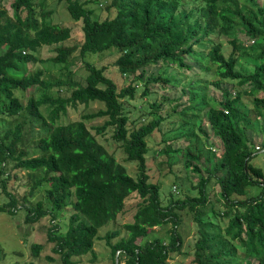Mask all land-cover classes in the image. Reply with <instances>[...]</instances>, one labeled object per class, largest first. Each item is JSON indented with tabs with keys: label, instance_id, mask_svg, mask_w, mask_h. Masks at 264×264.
Returning <instances> with one entry per match:
<instances>
[{
	"label": "trees",
	"instance_id": "obj_1",
	"mask_svg": "<svg viewBox=\"0 0 264 264\" xmlns=\"http://www.w3.org/2000/svg\"><path fill=\"white\" fill-rule=\"evenodd\" d=\"M11 1L10 16L4 5L6 0H0V122L4 117L15 119L26 111L44 135L34 145L38 154L32 156L18 149L23 144L24 123H17L0 134V173L7 168L26 171L33 182L31 192L49 185L45 190L47 205L42 202L23 205L26 223H36L48 215L54 220L58 212L70 208L65 232L60 234L53 225L47 232L48 242L62 264H71V258L93 253L94 242L100 239L98 229L116 220L131 194H136L142 203L133 221L122 225L125 235L120 237V231H110L104 236L112 264L116 261L117 264H168L169 255L181 250L175 210L184 209L193 213L197 227L192 264H241L240 259L244 264H264V172L251 163L253 153L261 149L264 153V97H258L264 93V8L259 0H244L243 10L237 0H112L105 9L113 10L114 17L101 21L94 19L93 12L87 8L88 2L57 0L65 4L74 21L82 24L80 56L116 50L118 57L113 65L127 76L159 64L181 69L197 67L204 74L197 86H190V102L197 101L199 114L208 107L204 115L212 135L221 144V153L217 157L208 150L211 154L205 157L208 175H201L197 165L203 155L197 149L198 141L196 152L189 148L190 141L197 138L193 127L199 115L193 116L192 129L183 136L189 143L173 153L183 157L186 169L193 168L199 174L195 187L198 195L172 201L167 207L161 204L159 186L149 181L146 165V138L160 130L164 118L160 116L129 131L128 117L124 114L122 101L134 99L133 85L142 81L144 74L139 73L132 84L118 90L105 76L104 67L85 63L84 84L70 80L69 97L44 95L30 99L24 108L14 96L15 90L26 91L34 86L48 90L54 86L42 79L41 71L25 75L27 65L37 61L32 53L55 46V56L46 61L67 67L77 47L63 46L70 39L71 29L50 23L51 12L45 10L47 0H38V4L33 0ZM239 33L252 43L244 45ZM225 45L230 48L227 56L223 52ZM240 58L257 63L251 74L236 70ZM186 59L193 64H187ZM210 77L217 80L209 82ZM149 80L179 83L161 77ZM222 81L248 85L249 90L243 93L253 97L255 122L261 123L263 134L258 150H254L247 134L253 129L254 121L238 105L241 94L236 93L232 98L230 91L221 86ZM210 83L222 93L223 100L218 106L209 105L206 100V87ZM61 85L58 82L55 86ZM147 95L145 90L142 96ZM94 101L103 103L104 108L85 113L78 121L57 123L68 107ZM42 106L48 109L46 117L40 112ZM151 107L154 112L159 109L156 104ZM103 118L106 120L101 126L91 129L95 135L92 134L86 122ZM189 125L183 124L181 128ZM107 128L114 130L113 140L122 143L126 161L136 163V178L129 176L97 142L95 136L102 135ZM199 131L205 134L201 126ZM163 152L168 156L170 146L166 145ZM38 173L39 177L33 179L31 175ZM212 179L219 197L215 201L224 207L222 213L216 212L214 202L209 200L207 187ZM254 185L260 186V194L243 198L246 188ZM4 193L8 202L0 206V213L12 215L17 201L12 194L5 190ZM239 208L241 212L235 210ZM208 213L213 220L206 219ZM220 216L229 217L224 231L214 222ZM167 224L171 225L167 237L146 240L153 228ZM113 239L117 240L112 243ZM39 249L33 247L35 255Z\"/></svg>",
	"mask_w": 264,
	"mask_h": 264
},
{
	"label": "rangeland",
	"instance_id": "obj_2",
	"mask_svg": "<svg viewBox=\"0 0 264 264\" xmlns=\"http://www.w3.org/2000/svg\"><path fill=\"white\" fill-rule=\"evenodd\" d=\"M88 2L87 8L93 12V17L96 20H104L106 18L114 17V11H107L105 6H108L112 0H81ZM241 10L245 8L244 0H237ZM11 0H6L5 8L8 14L11 16L12 11L10 9ZM34 4H38V0H33ZM259 4L264 8V0H259ZM189 7L191 5H188ZM187 7V9L189 8ZM38 10V9H37ZM45 10L51 12L49 21L52 25L71 29L70 39L63 43L65 47H77L76 51L68 59V66L60 64H53L47 62L49 58L55 56L54 48L42 47L37 53H32L36 57L37 61L27 65L25 75H31L36 71L42 72V79L51 83L54 86L48 90L42 87H30L26 91L15 90L14 96L18 98L20 104L25 108L30 99H40L42 96H50L52 98L57 97H69L71 88L69 81L84 84V79L87 76L85 69V63L94 65L97 68L104 67L106 69L105 76L111 79L117 86V89H123L129 84L133 83L135 77L139 73H143V79L137 83H134L136 93L133 100L124 99L123 105L124 114L128 117V129L129 131L145 125L148 122L162 117L163 123L160 126L159 131H155L151 136L146 138L148 145V153L146 155L147 172L149 181L159 186V196L163 207L169 206L170 202L177 200H184L186 197H196L198 195L197 189H195L198 181L199 174L194 171L193 168L186 169L184 165V159L179 153H173V151L183 148L189 142L184 136L186 132L192 129L193 116H198L199 119L193 127L196 137L189 143V148L192 152H196L197 141L202 155L197 165L199 173L206 177L207 163L205 157H210L211 152L218 157L221 153V144L211 133L204 113L208 107L203 108L200 114L197 112V101L190 102V86H197L198 80L204 79V74L200 72L197 67L191 69H181L173 67H165L163 64L158 66H150L146 69L137 71L127 76L122 74L116 67H114V61L118 57L116 50H109L99 54H85L80 56L78 47L83 42L82 24L81 22L74 21L66 11L64 3L57 0H47L45 3ZM244 45L252 43L248 41L247 37L243 34H238ZM249 42V43H248ZM230 48L225 45L223 48L224 54L227 56ZM186 63L192 65L186 59ZM257 63L248 58H240L237 62L236 70L248 75L253 72V69ZM211 76V75H209ZM172 79L178 80L177 85L172 83H162V81H153L149 78L157 79ZM209 82H215L217 79L210 77ZM61 82V86H55L56 83ZM201 84V83H200ZM221 86L227 88L231 97L234 98L236 93H240V102L238 103L242 111L248 114L250 119L254 121V127L248 131L247 134L253 141V148L256 151V147H260L261 138L263 134L260 132V122H255L256 111L254 110L252 99L253 97L244 95V91H248V85L239 86L236 81H222ZM147 90L148 95L142 96V93ZM186 92V93H184ZM206 100L209 105H216L223 100L222 93L219 89L214 87L211 83L206 87ZM201 98V94H199ZM258 97H264V93H259ZM156 104L159 106L158 111L154 112L151 105ZM190 107L189 111L185 109ZM104 108V104L98 101L90 102L87 105L77 104L75 108L68 107L66 115H62L58 120V124H67L70 122L80 120L81 116L85 113L96 112ZM185 111V112H184ZM40 112L46 117L48 109L45 106L40 107ZM181 112H184L180 114ZM15 119L3 118L0 122V134H2L7 128H13L17 123H24L23 126V144L18 149L24 150L32 156H36L38 151L34 147L35 143L44 135L43 131L39 128L38 124L34 122L26 113L22 111ZM106 118L95 119L86 122L87 128L90 130L93 127L101 126ZM183 124H191L188 127L181 128ZM201 126V134L199 131ZM92 134L94 132L91 130ZM114 130L107 128L102 135L95 136L98 143H100L105 150L121 164L127 171L128 175L137 177V166L133 161H126V155L122 149V143H118L113 140ZM95 135V134H94ZM197 139V140H196ZM169 145L171 153L167 156L164 154V148ZM251 163L264 172V153L262 149L256 151L252 155ZM209 168V167H208ZM4 173H0V206L8 202V198L4 193H10L17 201L14 214L0 213V264H62V260L59 255L53 252L52 244L48 242L47 232L51 226L58 228V232L63 234L67 228L68 215L70 214V208H66L57 213V218L52 220L48 215L40 219L36 223H26V211L23 205L26 203L29 206H33L37 202H42L47 205L45 198V190L49 189V185H42L35 191L31 192V186L33 184L32 179L29 178L26 171H14L7 168ZM40 173L31 175L33 179L39 177ZM6 181L3 183V181ZM209 200L214 202L215 211L222 213L224 207L219 205L215 200L219 199L218 190L214 185L212 179L208 184ZM261 188L258 185L249 186L246 188L243 198H254L260 194ZM142 203L141 199L136 194H131L125 201L124 210L119 214L115 221H109L98 229L97 236L100 238L95 240L93 253H89L80 257L71 258V264H112L113 259L110 253V248L107 247L104 236L110 231H120V237L125 233L122 230V225L131 223L133 221V215ZM237 212H241L242 209H235ZM178 216L179 224L177 226V232L181 235L182 246L178 253L170 254L168 264H192L194 244L198 237L197 227L193 222V213L187 209L175 210ZM206 219H211L210 213L207 214ZM229 221V217L220 216L214 222L224 231ZM171 229V225L167 224L161 227H155L151 231V234L146 240H152L154 238H162L168 236ZM117 239H113L114 243ZM40 247L37 255L33 252V247ZM241 264H244L242 259L239 260Z\"/></svg>",
	"mask_w": 264,
	"mask_h": 264
},
{
	"label": "built area",
	"instance_id": "obj_3",
	"mask_svg": "<svg viewBox=\"0 0 264 264\" xmlns=\"http://www.w3.org/2000/svg\"><path fill=\"white\" fill-rule=\"evenodd\" d=\"M259 149V147H256V150H258ZM260 151V150H259Z\"/></svg>",
	"mask_w": 264,
	"mask_h": 264
},
{
	"label": "water",
	"instance_id": "obj_4",
	"mask_svg": "<svg viewBox=\"0 0 264 264\" xmlns=\"http://www.w3.org/2000/svg\"><path fill=\"white\" fill-rule=\"evenodd\" d=\"M116 264H117V261H116Z\"/></svg>",
	"mask_w": 264,
	"mask_h": 264
}]
</instances>
